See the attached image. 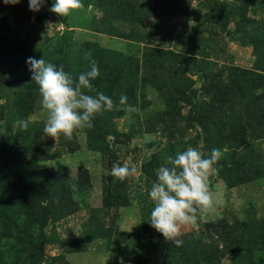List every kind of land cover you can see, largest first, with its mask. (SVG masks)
<instances>
[{
    "label": "rangeland",
    "instance_id": "obj_1",
    "mask_svg": "<svg viewBox=\"0 0 264 264\" xmlns=\"http://www.w3.org/2000/svg\"><path fill=\"white\" fill-rule=\"evenodd\" d=\"M53 2L32 12L28 0H0V64L14 70L29 57L53 58L77 78L95 59L100 75L89 94L103 92L115 107L92 128L55 139L43 132L40 97L21 112L11 82L20 73H1L0 134L22 135L19 120L36 124L47 155L21 159L26 143L0 161L10 218H0V264H264V99L252 104L263 90L250 82L251 72L264 76V46H252L264 37V0H81L83 8L62 17L49 11ZM86 44L109 51L106 61ZM188 147L223 155L209 177L214 211L181 226L176 247L150 225L147 192L165 158ZM130 162L137 174H109ZM22 186L39 195L41 210L15 221L30 212L16 198ZM29 236L41 255L28 243L7 247Z\"/></svg>",
    "mask_w": 264,
    "mask_h": 264
},
{
    "label": "clouds",
    "instance_id": "obj_2",
    "mask_svg": "<svg viewBox=\"0 0 264 264\" xmlns=\"http://www.w3.org/2000/svg\"><path fill=\"white\" fill-rule=\"evenodd\" d=\"M44 0H28L29 10L40 11ZM5 4H18L20 0H4ZM81 0H54L50 12L62 17L73 10L81 9ZM86 58L91 53H86ZM26 65L31 73V80L36 83L40 93V103L47 112L43 132L49 137L58 139L61 134L71 139L75 130L92 128L97 114L112 111L115 102L103 92L95 91L93 81L100 75L98 62L89 59V70L79 73L73 78L65 72L61 65L46 62L42 57H29ZM128 97L121 94L119 103L127 105ZM129 111L134 109L127 105ZM19 126L27 129L28 121H17ZM99 155V154H98ZM222 150L212 148L208 155L196 148L188 147L168 155L164 163L156 169V180L147 192L154 207L150 214V225L160 233L166 241L181 247L179 239L181 226L196 225L198 211L208 213L214 211V194L209 188V177L217 175L216 167L222 158ZM135 163L123 166L114 163L110 175L120 181L137 174Z\"/></svg>",
    "mask_w": 264,
    "mask_h": 264
},
{
    "label": "trees",
    "instance_id": "obj_3",
    "mask_svg": "<svg viewBox=\"0 0 264 264\" xmlns=\"http://www.w3.org/2000/svg\"><path fill=\"white\" fill-rule=\"evenodd\" d=\"M86 45L88 47L91 46L92 49L93 47L95 48V50H92V51L94 52V55H99L101 57L99 58L100 60H105L106 55L110 54L109 51L100 49L94 46L93 44H86ZM252 46H254V49L264 46V37L260 38V43H258L257 47H255L256 45H253V44ZM117 56H119L122 61L129 62V64L132 66L131 60L129 57L125 58L124 55H120V54H118ZM45 61L56 65L57 68H59L62 65L64 71L66 72L67 70L65 64L62 61H58V59L48 58V59H45ZM14 70H17L18 73H20L19 80L11 79V82L14 83V86L16 87V90H17L14 93V97L17 98L19 102H22V105H20L19 107L21 109V112L24 110L25 107H27V113H31L32 108L30 107V102L33 101L35 98L40 97L39 88L36 85V83L32 80H31V83H32L31 85L25 82L29 78H31L29 67L26 64L21 65L19 67L17 65L16 69ZM14 70L9 69V65L0 64V87L3 86L5 82L7 81L5 77L1 76L2 75L1 73L9 72L10 74L15 75ZM120 72H121L120 69L116 71V73H120ZM70 75L72 76V74ZM250 77H251L250 78L251 83L259 82V83L254 84L253 87L251 88L253 92H256L259 89L263 90V94H262L263 96L262 95L254 96L255 102H253L252 104L257 106V103L263 101L264 99L263 98L264 97V76L260 77V76L255 75V73L251 72ZM75 78L76 77H74V79ZM23 82H24V86L22 87L21 84ZM18 93L20 97H18ZM1 98L2 100H4V102H6L5 98L0 97V99ZM2 106H4V104H1L0 108ZM256 116H257V110H255V112L253 113V118H256ZM7 117L10 118V115H5V118ZM35 126L36 124H33V125L28 124L27 129L26 130L23 129L24 133L22 135H19V134L11 135L9 134L11 133L9 130L0 134V161H2L3 159L5 160L10 159V157L16 152L14 148L19 145L20 146L19 149H20L21 147H23L21 145L26 144V143H27L26 149L23 147L22 152H25V154L27 155L25 156V154L19 153L20 155H22L21 159H24L23 156L33 161H40V160L45 159L44 157L47 155L45 154L46 151L41 149L40 144L37 143L35 140L37 136L36 134L34 135ZM6 174H7V166L0 165V206H1L0 218L4 219V221H10L9 215L7 214V200H5L7 197H6V194H4L5 192H7L6 189L8 187L1 190V187L4 185L3 180L6 179ZM27 188H28L27 186H25L24 188L22 186L20 189H18V191L16 190L17 191L16 198L18 199V202H22L24 206H28L30 212L29 211L27 213L20 212L18 216L15 218V221H18L20 217H25V218L34 217L35 219L38 217L37 212L41 210L40 204H42V202L39 203L36 200V196L39 197V195L33 196L32 194H29V192L27 191ZM10 190L11 192H13V189H9V191ZM34 219L31 221H34ZM5 238L9 239V238H12V236H8V237L6 236ZM13 240H15V242L8 243L7 245L8 248L18 243L20 244L28 243L33 247V249L38 255L42 254V249L40 245L37 244L35 242V239H33L30 236L24 237V238L15 237Z\"/></svg>",
    "mask_w": 264,
    "mask_h": 264
}]
</instances>
